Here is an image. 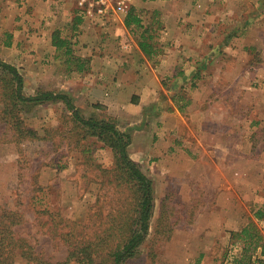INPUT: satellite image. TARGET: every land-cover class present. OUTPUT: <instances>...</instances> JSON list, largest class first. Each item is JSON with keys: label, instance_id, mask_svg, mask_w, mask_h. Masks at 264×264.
I'll use <instances>...</instances> for the list:
<instances>
[{"label": "crops", "instance_id": "crops-1", "mask_svg": "<svg viewBox=\"0 0 264 264\" xmlns=\"http://www.w3.org/2000/svg\"><path fill=\"white\" fill-rule=\"evenodd\" d=\"M130 13L141 27L127 26ZM116 20L95 26L71 4L0 0V58L35 91L69 95L87 118L115 120L122 131L139 126L129 153L154 187L171 176L184 187L215 181L216 205L200 214L211 220L194 231L200 258L187 261L223 264L211 252L222 240L238 252L230 259L236 264L244 244L234 235L251 222L264 235V145L257 142L264 138V0H132ZM229 22L230 34L220 31ZM144 36L151 55L140 46ZM62 39L78 65L63 60ZM226 90L230 101L221 96ZM168 247L180 258L187 249ZM255 258L264 261L261 249Z\"/></svg>", "mask_w": 264, "mask_h": 264}, {"label": "rangeland", "instance_id": "rangeland-1", "mask_svg": "<svg viewBox=\"0 0 264 264\" xmlns=\"http://www.w3.org/2000/svg\"><path fill=\"white\" fill-rule=\"evenodd\" d=\"M54 4L61 7L59 3ZM152 28L157 29L156 35L161 34L162 28ZM219 29L230 34V22ZM66 51V47L62 48L63 60L69 58ZM73 64L78 65L77 62ZM35 90L32 81L27 86L25 84L28 96L39 92ZM41 90L61 92L59 89L51 90L50 87ZM220 93L230 101V90ZM233 94L237 95L236 92ZM4 107L0 96V223L4 210L18 211L23 219L18 234L33 242L36 251H42L45 257L63 261L67 256L66 247L54 237L55 234L50 229L54 225L52 220L60 219L59 215H62L82 223L92 214L99 197L107 212L118 198L123 200L124 190L119 188L116 193L117 190L112 188L114 184L108 183L99 170V167L110 168L114 165L112 148L95 136L89 137L80 146L71 132L74 124L70 121L71 113L63 101L25 105L22 110L25 122L28 127L37 130L39 135L20 137L18 143L15 140L18 135L3 120ZM138 128L139 126L128 127L125 131L133 133ZM257 142L264 145V138H258ZM198 158L195 157V160ZM181 181L183 180L171 176L164 186H155L156 201L150 235L142 247L140 259L130 261L129 264H188V259L191 263L198 262L201 254L194 231L203 225L200 222H210L211 219L207 216L202 218L200 214L207 215L206 212L214 209V199L219 188L215 181L210 182L209 179H201L198 187H184ZM37 185L43 189H38ZM157 195H160L159 198ZM35 198L41 200L36 206L33 203ZM46 208L52 217L41 213ZM249 208L252 212L257 211L253 204ZM162 215L163 219L160 221ZM187 230L192 234L185 233ZM221 241H217L216 249L211 252L222 254L223 264H230V259L238 252L234 246L224 245ZM170 242H177L187 248L181 252L183 260L176 255L179 248L168 247ZM169 257L175 261L169 262ZM14 264H28V261L18 255L14 258Z\"/></svg>", "mask_w": 264, "mask_h": 264}, {"label": "trees", "instance_id": "trees-1", "mask_svg": "<svg viewBox=\"0 0 264 264\" xmlns=\"http://www.w3.org/2000/svg\"><path fill=\"white\" fill-rule=\"evenodd\" d=\"M132 25L141 27V20L134 13H130L127 19V26ZM150 38L144 36L140 42L142 50L148 55L152 54ZM61 41L58 45L61 48L66 47L69 62L78 63L66 41L63 39ZM6 46H10V43H6ZM79 63L82 69V62ZM0 96L5 106L3 120L15 131V135H18V139H15L18 143L20 137L39 135L37 130L28 127L25 122L22 114L25 105L63 101L71 113L70 121L74 124L71 132L80 146L89 137L95 136L112 148L114 165L110 168L99 167V170L108 183L114 184L112 187L114 190L119 188L124 190L123 200L118 198L115 204L110 206L109 212L99 197L92 214L82 223L59 214L60 219L52 220L54 225L50 229L54 232V237L66 247L67 256L63 261H53L45 257L42 251L37 252L33 242L18 234L23 222L21 214L18 211L4 210L0 223V264H14V258L18 255L27 259L28 264H129L130 261L139 258L152 227L155 187L153 180L130 156L132 132L122 131L111 119L85 117L72 98L65 93L39 90L36 95L28 96L25 93L24 76L16 66L2 58H0ZM36 187L43 189L40 185ZM40 201V198H35L33 203L36 206ZM41 213L52 217L47 208ZM258 217L263 218V212H259ZM161 219L163 215L160 221ZM157 227L159 228V225ZM234 237L244 244L243 256L241 259L238 258L236 264H252L254 261L264 264L262 259L255 258L260 249L264 257V235L257 224L251 222Z\"/></svg>", "mask_w": 264, "mask_h": 264}, {"label": "built area", "instance_id": "built-area-1", "mask_svg": "<svg viewBox=\"0 0 264 264\" xmlns=\"http://www.w3.org/2000/svg\"><path fill=\"white\" fill-rule=\"evenodd\" d=\"M59 3L61 6L70 4L76 16L95 26L118 24L116 18L131 10L132 0H46Z\"/></svg>", "mask_w": 264, "mask_h": 264}]
</instances>
